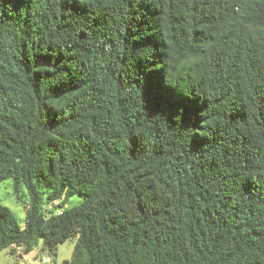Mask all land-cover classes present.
<instances>
[{
  "label": "trees",
  "instance_id": "trees-1",
  "mask_svg": "<svg viewBox=\"0 0 264 264\" xmlns=\"http://www.w3.org/2000/svg\"><path fill=\"white\" fill-rule=\"evenodd\" d=\"M8 180L0 252L264 264V0H0Z\"/></svg>",
  "mask_w": 264,
  "mask_h": 264
},
{
  "label": "rangeland",
  "instance_id": "rangeland-1",
  "mask_svg": "<svg viewBox=\"0 0 264 264\" xmlns=\"http://www.w3.org/2000/svg\"><path fill=\"white\" fill-rule=\"evenodd\" d=\"M12 181L8 180L0 183V200L2 204L8 207L12 213L17 218L19 225L23 228L25 224V212L26 207L21 203L17 202L16 198L12 193ZM82 202V197L80 195L73 196L67 206L73 207ZM76 240H67L64 243L57 245L52 252L48 250H43L40 244L36 247L29 255L10 254L8 250L0 252V264H45L43 260L48 259V264H62L65 261H71L74 254ZM17 256V257H16Z\"/></svg>",
  "mask_w": 264,
  "mask_h": 264
},
{
  "label": "built area",
  "instance_id": "built-area-1",
  "mask_svg": "<svg viewBox=\"0 0 264 264\" xmlns=\"http://www.w3.org/2000/svg\"><path fill=\"white\" fill-rule=\"evenodd\" d=\"M11 248L14 249L17 252L18 255H22L23 252H24V248L23 247H18L16 245H12ZM43 263L48 264L49 260L48 259L43 260Z\"/></svg>",
  "mask_w": 264,
  "mask_h": 264
}]
</instances>
